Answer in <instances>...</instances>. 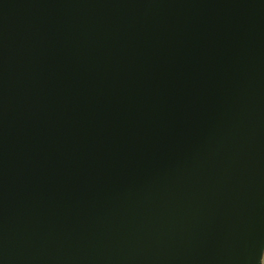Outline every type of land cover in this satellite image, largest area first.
Wrapping results in <instances>:
<instances>
[{
  "label": "water",
  "instance_id": "1",
  "mask_svg": "<svg viewBox=\"0 0 264 264\" xmlns=\"http://www.w3.org/2000/svg\"><path fill=\"white\" fill-rule=\"evenodd\" d=\"M264 0H0V264H263Z\"/></svg>",
  "mask_w": 264,
  "mask_h": 264
},
{
  "label": "built area",
  "instance_id": "2",
  "mask_svg": "<svg viewBox=\"0 0 264 264\" xmlns=\"http://www.w3.org/2000/svg\"><path fill=\"white\" fill-rule=\"evenodd\" d=\"M263 264H264V260H263Z\"/></svg>",
  "mask_w": 264,
  "mask_h": 264
}]
</instances>
